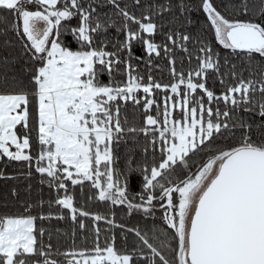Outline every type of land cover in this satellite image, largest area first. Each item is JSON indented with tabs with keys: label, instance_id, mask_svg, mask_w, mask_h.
Here are the masks:
<instances>
[{
	"label": "snow or ice",
	"instance_id": "1",
	"mask_svg": "<svg viewBox=\"0 0 264 264\" xmlns=\"http://www.w3.org/2000/svg\"><path fill=\"white\" fill-rule=\"evenodd\" d=\"M0 163V264H264V0H0Z\"/></svg>",
	"mask_w": 264,
	"mask_h": 264
},
{
	"label": "trees",
	"instance_id": "2",
	"mask_svg": "<svg viewBox=\"0 0 264 264\" xmlns=\"http://www.w3.org/2000/svg\"><path fill=\"white\" fill-rule=\"evenodd\" d=\"M154 71H156V74L157 75H160L161 74L159 70H154ZM164 74L166 75V72ZM104 79H107V75L106 74L104 76ZM0 167H4V165L2 163H0ZM8 170L9 171H12L13 170V167L11 165L8 166ZM12 182L13 181H11V180L7 181V183H12ZM4 183H5V181L3 180V178H0V185H3ZM33 183L34 184H38V179L34 177L33 178ZM43 191H44V198L47 199L48 198V188H47L46 185L44 186ZM75 195H76V203H77V206L79 207L80 206L81 197H80V193H79V190L78 189L76 190ZM84 207L86 209H88V210L101 211V212L106 211V206L103 203L89 202V203H86L84 205ZM8 210L9 211H17V212L18 211H21V209L19 207L10 208ZM33 214H36V213H33ZM49 223L51 225H57L58 224L61 228H66L69 232L71 231L70 222H65V221H59V222H57L55 220H53L52 222L45 221L46 226L49 225ZM88 223H89V226L91 227V221L90 220L88 221ZM101 227L102 228L104 227V222H101ZM117 236H118V239L116 241V246L118 248H121L122 249L123 248L122 238L119 236V232H117ZM61 239H62V241L64 240L63 237ZM66 242L68 244L71 243V237L70 236L67 238V241ZM77 243L83 244L84 241H83V239L81 237L78 236L77 237ZM101 245L103 246V236H101Z\"/></svg>",
	"mask_w": 264,
	"mask_h": 264
}]
</instances>
